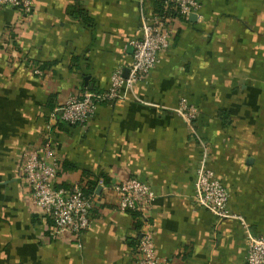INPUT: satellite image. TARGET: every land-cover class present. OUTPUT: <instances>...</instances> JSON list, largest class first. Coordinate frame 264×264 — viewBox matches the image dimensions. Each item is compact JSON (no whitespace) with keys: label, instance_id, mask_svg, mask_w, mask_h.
<instances>
[{"label":"crops","instance_id":"crops-1","mask_svg":"<svg viewBox=\"0 0 264 264\" xmlns=\"http://www.w3.org/2000/svg\"><path fill=\"white\" fill-rule=\"evenodd\" d=\"M158 2L32 0L26 17L0 8V264H137L140 220L115 208L111 190L128 178L156 195L162 264H245L241 223L195 205L202 148L172 110L180 99L199 110L195 128L229 209L264 237V0H200L195 17L170 20L168 49L122 103L97 107L84 128L50 122L71 95L124 76L142 17L158 14ZM47 142L56 187L95 182L80 240L55 230L22 180V151Z\"/></svg>","mask_w":264,"mask_h":264},{"label":"built area","instance_id":"built-area-1","mask_svg":"<svg viewBox=\"0 0 264 264\" xmlns=\"http://www.w3.org/2000/svg\"><path fill=\"white\" fill-rule=\"evenodd\" d=\"M0 8L18 10L24 17L33 12L32 0H0ZM167 15L155 14L152 18L142 17L140 37L132 40V59L127 76L121 71L112 74L109 87L99 92L84 91L71 95L50 116V122L60 121L66 125L84 128L97 107L102 104L116 105L123 102L126 91L146 80L158 65L160 54L169 47L171 36L170 20L178 17L187 20L197 15L201 9L200 0H165ZM172 110L186 124L189 136L200 143L202 158L196 172L194 202L219 220H238L245 230L247 254L245 264H264V237L254 235L243 218L229 209V192L215 173L207 167L208 146L198 135L195 124L199 110L180 99ZM50 130V125H47ZM50 141V139H48ZM20 170L24 184L30 189L34 205L51 218L57 232H64L80 240L90 227L91 212L97 200L96 193L85 194L79 184L56 187L55 180L59 162L53 147L47 142L44 146L26 148L20 155ZM103 186V181H99ZM115 208L121 212H135L139 216L137 264H162L156 254L151 216L155 207L156 195L147 183L128 178L114 183Z\"/></svg>","mask_w":264,"mask_h":264},{"label":"trees","instance_id":"trees-1","mask_svg":"<svg viewBox=\"0 0 264 264\" xmlns=\"http://www.w3.org/2000/svg\"><path fill=\"white\" fill-rule=\"evenodd\" d=\"M164 1L165 0H159V8H158V11H157V13L158 14H162V15H167V11H164V9H163V3H164ZM69 13H72V12H70V10H69ZM81 16V17H80ZM78 17H80L81 19H83L84 21H86V18L84 17V15L83 14H81L80 15V13L78 14ZM87 22V21H86ZM225 116V118H226V115H224ZM107 183V182H106ZM89 185L90 186H88L87 188H82L83 189V191L85 192V194H91V193H95V182H93V183H89ZM131 214H133V216H134V218H135V220H137L138 221V219H139V216H138V214L137 213H135V212H130Z\"/></svg>","mask_w":264,"mask_h":264},{"label":"water","instance_id":"water-1","mask_svg":"<svg viewBox=\"0 0 264 264\" xmlns=\"http://www.w3.org/2000/svg\"><path fill=\"white\" fill-rule=\"evenodd\" d=\"M190 17H195V16L194 15H191ZM127 72H128V70L124 73V77L127 76Z\"/></svg>","mask_w":264,"mask_h":264}]
</instances>
